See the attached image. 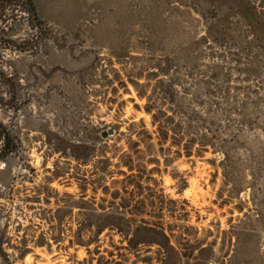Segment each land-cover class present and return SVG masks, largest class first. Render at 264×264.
I'll return each instance as SVG.
<instances>
[{
    "label": "rangeland",
    "instance_id": "1",
    "mask_svg": "<svg viewBox=\"0 0 264 264\" xmlns=\"http://www.w3.org/2000/svg\"><path fill=\"white\" fill-rule=\"evenodd\" d=\"M160 80L219 151L160 157L142 181L140 218L169 226L179 256L135 257L108 230L88 252L74 201L92 166L72 156L127 150L131 122L152 131L135 86ZM0 264H264V0H0Z\"/></svg>",
    "mask_w": 264,
    "mask_h": 264
},
{
    "label": "trees",
    "instance_id": "2",
    "mask_svg": "<svg viewBox=\"0 0 264 264\" xmlns=\"http://www.w3.org/2000/svg\"><path fill=\"white\" fill-rule=\"evenodd\" d=\"M26 3L31 7V0H26ZM143 88L135 86L138 97L146 99L144 111L151 116L154 128L152 131L147 130L142 123L140 130H135L136 123L131 122L128 132L122 133L128 137L127 150L96 161H87L79 153L72 156L77 162L92 166L89 178H82L78 186L79 198L74 201L80 216L74 243L89 252L88 247L91 244L97 245L99 236L108 230L119 235L121 244L126 243L122 248L135 257H139L143 248L151 251V247H156V259L162 261L172 255L179 256V253L171 244L169 226L168 234L160 221L140 218L143 215L152 217L153 213L147 212L148 207L152 208V202H148L152 196L151 188H145L142 181L155 183L153 175L160 173V157L163 158L164 165L169 166L182 155L186 158L202 157L209 149L213 153L219 151L216 146L217 137L211 128L213 122L193 113L188 105L178 100L171 83L164 84L160 80L152 87V94L149 96ZM154 95L157 99L153 98ZM164 107L169 110H163ZM172 147L176 148L174 155L168 158L165 153L171 152ZM78 148L82 149L81 146ZM222 155L220 162L224 165L229 161V154ZM95 156L97 155L93 151L91 157ZM113 159H117V162L113 163ZM151 165V168H147ZM111 167L114 169L110 170ZM88 188L93 194L91 198H87ZM98 190L103 194L99 203L95 202L94 197ZM144 190L148 192L146 195ZM109 256L112 257L113 253L109 252ZM143 259L151 260L150 257Z\"/></svg>",
    "mask_w": 264,
    "mask_h": 264
},
{
    "label": "water",
    "instance_id": "3",
    "mask_svg": "<svg viewBox=\"0 0 264 264\" xmlns=\"http://www.w3.org/2000/svg\"><path fill=\"white\" fill-rule=\"evenodd\" d=\"M114 131L112 129H109L107 132L103 133V137H107L109 135H113Z\"/></svg>",
    "mask_w": 264,
    "mask_h": 264
}]
</instances>
